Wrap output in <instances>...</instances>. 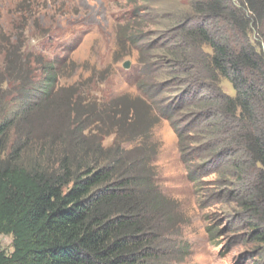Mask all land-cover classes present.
<instances>
[{
  "label": "trees",
  "instance_id": "16d2710c",
  "mask_svg": "<svg viewBox=\"0 0 264 264\" xmlns=\"http://www.w3.org/2000/svg\"><path fill=\"white\" fill-rule=\"evenodd\" d=\"M125 1L120 36L141 55L130 75L138 95H62L55 60L28 62L5 43L19 103L0 122V235L14 248L0 246V264H184L189 219L156 163L163 120L188 179L224 168L264 244V0H184L189 10L156 32L142 21L151 3Z\"/></svg>",
  "mask_w": 264,
  "mask_h": 264
},
{
  "label": "rangeland",
  "instance_id": "374dc122",
  "mask_svg": "<svg viewBox=\"0 0 264 264\" xmlns=\"http://www.w3.org/2000/svg\"><path fill=\"white\" fill-rule=\"evenodd\" d=\"M146 1L151 3L153 13L150 21L149 15L142 14V21L153 24L148 29L154 32L160 25H172L174 13L180 15L189 10L184 0ZM129 7L133 6L125 0H0V122L19 103L13 84H8L7 72L12 70L16 75L6 58L8 39L12 41L11 49H21L28 62L40 55L55 60L54 64L60 68L62 93L71 96L85 89L87 94L98 98H103L106 90L138 95L130 75L135 72L141 55L120 36V17L129 16ZM156 35H148L146 44L152 43ZM206 51L212 52L210 48ZM127 61H130L128 68ZM151 76L159 78L160 74L152 70ZM221 87L229 95L236 94L226 79L221 80ZM155 136L162 143L156 161L160 182L181 201L189 219L184 233L192 248L184 264H264V244L252 238L247 214L236 202L238 195L227 182L226 170L202 172L204 175L199 170L201 182L195 186L188 179L180 158L178 137L170 123L163 120L155 129ZM14 138L12 132L9 142ZM114 139L110 136L105 145L110 146ZM220 162H214L211 171ZM0 246L12 253L13 236L1 234Z\"/></svg>",
  "mask_w": 264,
  "mask_h": 264
},
{
  "label": "water",
  "instance_id": "95a60500",
  "mask_svg": "<svg viewBox=\"0 0 264 264\" xmlns=\"http://www.w3.org/2000/svg\"><path fill=\"white\" fill-rule=\"evenodd\" d=\"M130 66V61H127L126 63H125V67H129Z\"/></svg>",
  "mask_w": 264,
  "mask_h": 264
}]
</instances>
